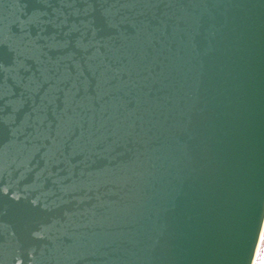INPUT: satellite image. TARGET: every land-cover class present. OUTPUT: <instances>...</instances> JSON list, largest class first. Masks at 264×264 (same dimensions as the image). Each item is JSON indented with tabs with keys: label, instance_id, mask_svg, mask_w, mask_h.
<instances>
[{
	"label": "water",
	"instance_id": "95a60500",
	"mask_svg": "<svg viewBox=\"0 0 264 264\" xmlns=\"http://www.w3.org/2000/svg\"><path fill=\"white\" fill-rule=\"evenodd\" d=\"M264 0H0V264H253Z\"/></svg>",
	"mask_w": 264,
	"mask_h": 264
},
{
	"label": "rangeland",
	"instance_id": "374dc122",
	"mask_svg": "<svg viewBox=\"0 0 264 264\" xmlns=\"http://www.w3.org/2000/svg\"><path fill=\"white\" fill-rule=\"evenodd\" d=\"M253 264H264V226L261 232Z\"/></svg>",
	"mask_w": 264,
	"mask_h": 264
},
{
	"label": "built area",
	"instance_id": "2783aa9c",
	"mask_svg": "<svg viewBox=\"0 0 264 264\" xmlns=\"http://www.w3.org/2000/svg\"><path fill=\"white\" fill-rule=\"evenodd\" d=\"M256 254V253H255Z\"/></svg>",
	"mask_w": 264,
	"mask_h": 264
}]
</instances>
